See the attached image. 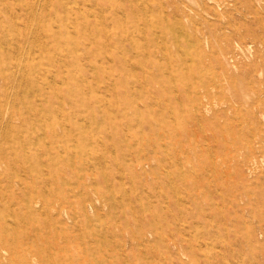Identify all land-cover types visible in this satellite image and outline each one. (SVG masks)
<instances>
[{
	"label": "rangeland",
	"instance_id": "374dc122",
	"mask_svg": "<svg viewBox=\"0 0 264 264\" xmlns=\"http://www.w3.org/2000/svg\"><path fill=\"white\" fill-rule=\"evenodd\" d=\"M131 1L0 0V264H264V0Z\"/></svg>",
	"mask_w": 264,
	"mask_h": 264
},
{
	"label": "bare ground",
	"instance_id": "6f19581e",
	"mask_svg": "<svg viewBox=\"0 0 264 264\" xmlns=\"http://www.w3.org/2000/svg\"><path fill=\"white\" fill-rule=\"evenodd\" d=\"M40 1V0H39ZM71 2H72V0H71ZM80 2V1H79ZM70 3V2H69ZM68 3V4H69ZM74 3V2H73ZM36 4H37V2H36ZM59 4V6L63 9V10H65L67 7H65V5H63V2H60V3H58ZM133 4L134 3H132V1L130 0V6H133ZM151 4V3H150ZM67 5V4H66ZM76 5V4H75ZM90 5V4H89ZM20 6V5H19ZM38 7H39V4L37 5ZM151 6V5H150ZM149 6V7H150ZM27 7V6H26ZM79 7V6H78ZM143 7V6H142ZM44 8V7H43ZM71 8H73V6L71 7ZM80 8V7H79ZM21 9V8H20ZM90 9V8H89ZM66 12H70V13H75L76 11H72V10H70L69 8H67L66 10H65ZM29 14V13H28ZM34 14V13H33ZM39 15V14H38ZM3 16V15H2ZM74 16V15H73ZM16 17V16H15ZM29 17V16H28ZM42 17V16H41ZM52 17H54V16H52ZM65 17V16H64ZM13 18V17H12ZM35 19V18H34ZM16 20H17V18H16ZM33 20V19H32ZM55 20V19H54ZM66 21H68V20H66ZM34 22H35V20H34ZM39 22V21H38ZM57 22H59V21H57ZM71 22V21H70ZM20 23V22H19ZM18 23V24H19ZM72 23V22H71ZM1 24H2V22H1ZM57 25H58V23H56ZM64 24V23H63ZM73 24V23H72ZM38 25V24H37ZM42 25V24H41ZM5 26V25H4ZM75 26V25H74ZM96 26H97V24H96ZM102 26V25H101ZM6 27V26H5ZM31 27H33V25H31ZM80 28V30H81V34H80V36H82V37H84V38H87V40H89V41H96V42H102L100 39H102V28L100 27V26H98V30H99V38L98 39H96L95 38V36L93 35V34H89V36H88V34H87V30H91L93 27H95L94 26V24H91V23H89V22H87V23H81V24H78L77 25V28ZM160 27H162L163 29H166V27L164 26V25H160ZM153 28L154 29H156L155 28V26L154 25H148L147 26V30H149L148 32L149 33H154V30H153ZM6 29V28H5ZM30 30H32L31 28H30ZM103 30H104V28H103ZM45 31H47V29H45ZM64 31H65V29H64ZM67 31V30H66ZM65 31V32H66ZM72 31V30H71ZM105 31V35H107V36H104V38L105 39H109L110 38V36H108V33L106 32L107 30H104ZM20 32V31H19ZM74 32V31H73ZM160 32V31H159ZM30 33H31V31H30ZM75 33V32H74ZM7 34H8V31H7ZM10 35V34H9ZM8 35V36H9ZM30 35V34H29ZM66 35V34H65ZM152 35V34H151ZM11 36V35H10ZM14 36V35H13ZM43 35H41V37H42ZM51 37H53V39H57V36H55L54 37V34L53 35H50ZM8 38V37H7ZM11 38V37H10ZM15 38V37H14ZM39 38V37H38ZM43 38V37H42ZM129 38V37H128ZM3 39V38H2ZM26 39V38H25ZM39 39H41V38H39ZM123 39H125V38H123ZM37 40V39H36ZM43 40V39H42ZM104 40V39H103ZM8 41V40H7ZM6 41V42H7ZM16 41V40H15ZM68 41V40H67ZM2 43H4L3 41H1ZM10 42V41H9ZM8 42V43H9ZM71 42V41H70ZM104 42V41H103ZM39 43V42H38ZM72 43H73V41H72ZM6 44V43H5ZM20 44V43H19ZM90 44V43H89ZM146 44V43H145ZM26 45H27V43H26ZM30 45V44H29ZM29 45H27L28 47H29ZM57 46H59V43L58 44H56ZM65 46V45H64ZM164 46V45H163ZM18 43H12L11 45H10V49H12V50H10L11 51V53H7V54H3V50L0 48V78L5 82V83H8L9 81H15L16 79H18L17 77H16V75H17V73H16V69L17 70H19V71H21V70H23V69H25L27 72H28V75L29 74H34V72H36L37 74H46L45 72H44V70L46 69V68H43L40 64H41V62L40 61H36L37 60V57L40 55V53L42 52V50H47V48H44L43 46H41L40 47V49H39V52L38 53H32L31 54V56H29V54H28V56H29V58L30 59H33L32 60V62H31V64L30 65H28L27 64V62H26V65H24V63H20L19 62V60H16V61H13V60H15L14 59V57L12 56V53H15V51H17V49H18ZM31 47V46H30ZM35 48V47H34ZM66 48V47H65ZM27 49V48H26ZM38 49V48H37ZM36 49V50H37ZM182 49V48H181ZM68 50V49H67ZM183 50H184V48H183ZM38 51V50H37ZM156 51V50H155ZM181 51V50H180ZM185 51V50H184ZM33 52V51H32ZM74 51L73 50H70L69 51V53L70 54H72ZM157 52V51H156ZM2 53V54H1ZM57 53V52H56ZM184 53V52H183ZM107 54V53H106ZM57 55V54H56ZM88 55V54H87ZM108 55V54H107ZM24 56V55H23ZM112 56V55H111ZM158 57V56H157ZM23 58V57H22ZM132 59V58H131ZM21 62H22V60H20ZM100 61V60H99ZM161 62V61H160ZM162 63V62H161ZM133 64V63H132ZM135 65V64H134ZM134 65H133V67H134ZM63 66V65H62ZM94 67H95V65H93ZM139 66V65H138ZM137 66V67H138ZM16 68L15 69V71H13L11 68ZM93 68V67H92ZM96 68V67H95ZM94 68V69H95ZM75 69V68H74ZM73 69V70H74ZM77 69H78V67H77ZM24 70V71H25ZM72 70V71H73ZM97 71V70H96ZM170 71V70H169ZM21 72H23V71H21ZM19 73V72H18ZM97 73H98V71H97ZM23 74V73H22ZM82 74V73H81ZM99 74V73H98ZM97 74V75H98ZM193 74H194V72H193ZM52 76V75H51ZM85 77V76H84ZM22 78H23V75H22ZM172 80H174V79H172ZM84 81V80H83ZM87 81V80H86ZM16 83V82H15ZM19 83V82H18ZM15 85V84H14ZM176 86V85H175ZM14 88V87H13ZM1 89V88H0ZM31 89V88H30ZM22 92V91H21ZM21 95V94H20ZM7 96V95H6ZM29 96H30V94L28 95V98H29ZM22 99V98H21ZM164 99V98H163ZM108 100V99H107ZM11 101V100H10ZM22 101V100H21ZM164 101V100H163ZM29 105H30V108L34 111V110H36V108L33 106L35 103L33 102V100L31 99V98H29L27 101H26ZM9 103V102H8ZM23 103V102H22ZM8 106V105H7ZM98 107H99V105H98ZM8 108V107H7ZM6 108V109H7ZM181 108H182V106H181ZM180 108V109H181ZM2 110V109H1ZM1 110H0V112H1ZM7 111V110H6ZM59 111V110H58ZM5 112V111H4ZM1 114V113H0ZM9 114V113H8ZM26 114V111H24L23 113H22V115H21V120L23 119V116ZM196 114V113H195ZM194 114V115H195ZM5 115V114H4ZM15 115V114H14ZM170 115V114H169ZM193 115V114H192ZM192 116V118H194L195 116ZM16 116V115H15ZM185 116V115H184ZM171 117H173V116H171ZM186 117V116H185ZM196 117H198V115H196ZM16 118V117H15ZM50 118H51V120L53 119H55L56 120V117L53 115V114H51L50 115ZM83 118V117H82ZM1 119V118H0ZM9 119V118H8ZM191 119V118H190ZM6 120V119H5ZM4 120V121H5ZM60 120V119H59ZM186 120H187V118H186ZM197 120H198V118H197ZM86 121H88V120H86ZM113 121V120H112ZM156 121V120H155ZM48 122H50L49 120H47V119H43V122H42V126H45V127H47V128H39V129H34V127H31L32 129H33V131H34V134L35 133H38V135H39V132L41 131L42 133H43V137H41L40 135H39V137H41V138H39V140H43L42 142H46V139H49L48 140V142L49 143H52V145H51V147H48V149L47 148H45L44 147V144L43 143H41V147L45 150V154L47 155V157L49 158V160H50V162H51V164H55V163H57V161H61L62 160V157H63V155L61 154V152H63V151H65L66 149H65V146H63L62 144H60V143H57L58 142V140L59 139H65V138H67L68 137V135H69V133H70V131L69 132H67L66 130H63L62 132H58V131H54V129L51 131L52 133H51V135L50 136H48V132H49V127H53L54 125L53 124H50V123H48ZM185 122V121H184ZM190 122V121H189ZM188 122V123H189ZM2 124V123H1ZM159 124V123H158ZM156 125V124H155ZM12 126H14V125H11L10 124V127L9 128H11ZM3 127H4V124H3ZM16 127V128H15ZM14 130H18V132L16 133V135H15V137H13L11 134H6L7 135V138L9 137V139L11 138V140L12 141H15L16 142V140H17V142L19 143V145L20 146H23L24 144H26L27 143V141L26 142H22L23 140L22 139H20L21 138V132L23 133V132H25V134L28 136V132L29 133H31V131H29L27 128H24L23 126H17V124L14 126ZM90 129V128H89ZM107 129V128H106ZM1 130V129H0ZM158 131V130H157ZM6 132H8V131H6ZM90 132V131H89ZM92 132V131H91ZM107 132V131H106ZM96 135V134H95ZM17 136H20L19 138H17L16 139V137ZM161 136V135H160ZM29 137V136H28ZM38 138V137H37ZM8 139V140H9ZM19 139V140H18ZM92 139V138H91ZM90 140V139H89ZM102 142V141H101ZM194 142V141H193ZM28 143L31 145V146H33V145H35V141L32 139V138H30L29 137V141H28ZM154 143V142H153ZM56 144V145H55ZM113 144V143H112ZM164 144V143H163ZM39 146V147H40ZM166 147V146H165ZM168 147V146H167ZM57 148V149H56ZM53 149H56L55 151H52ZM73 149V148H72ZM114 149V148H113ZM75 150V149H74ZM3 149H0V153H3ZM88 151H89V149H88ZM90 152V151H89ZM195 152V151H194ZM73 153V152H72ZM175 153V152H174ZM201 153V152H200ZM170 154V153H169ZM73 155V154H72ZM71 155V156H72ZM79 157V156H78ZM83 157V156H82ZM86 157V156H85ZM96 157V156H95ZM39 158V157H38ZM92 159V158H91ZM186 159H187V157H186ZM247 159V158H246ZM64 160L66 161V158H64ZM77 160V159H76ZM197 160H198V158H197ZM79 161H80V159H79ZM85 161V160H84ZM0 162H2L1 161V157H0ZM4 162V161H3ZM68 162V161H67ZM91 162V161H90ZM139 162L140 163H143V159H139ZM81 163V162H80ZM85 163V162H84ZM117 163V162H116ZM40 164H41V161H40V158H39V160L38 159H36V160H34L33 162H31V166H30V168H31V170H35V171H38V169H40ZM65 164H66V162H65ZM174 164V163H173ZM180 164V163H179ZM199 165V164H198ZM182 166V164H180L179 165V167H181ZM188 166V165H187ZM210 166V165H209ZM5 167V166H4ZM82 167V166H81ZM192 167V166H191ZM187 168H189V167H187ZM192 169V168H191ZM191 169H189V170H191ZM166 170V169H165ZM252 170V169H251ZM188 171V170H187ZM180 172V171H179ZM189 172V171H188ZM231 174V173H230ZM172 175H173V173H172ZM182 175V174H181ZM171 176V175H170ZM188 176H190V175H188ZM172 177V176H171ZM184 178V177H183ZM91 183V182H90ZM89 183V184H90ZM176 185H177V183H176ZM35 189V188H34ZM193 189H196V188H193ZM164 190V189H163ZM178 190V189H177ZM204 195V194H203ZM40 196V195H39ZM129 197V196H128ZM115 199V198H114ZM179 199V198H178ZM7 202V201H6ZM34 202H38V201H34V200H31L30 199V201H25L24 203H25V205H31L32 203H34ZM40 203V202H39ZM58 203V202H57ZM41 205V204H40ZM136 205V204H135ZM1 206V205H0ZM23 208V207H22ZM169 209V208H168ZM115 210V209H114ZM170 210V209H169ZM8 211V208H3V207H0V231H4L5 233H7V231H8V229L10 228V225H9V222H7L8 224H6V222H4V213L5 212H7ZM32 211H34L35 212V210L33 209V207H32ZM22 213V212H21ZM155 213V212H154ZM182 214V213H181ZM12 217V216H11ZM12 221V220H11ZM15 221V220H14ZM99 221V220H98ZM10 223H12V222H10ZM96 223H98L97 221H96ZM99 223H100V221H99ZM208 225V224H207ZM12 226V225H11ZM101 226V225H100ZM12 228V227H11ZM14 232V231H13ZM12 234V233H11ZM166 236V235H165ZM12 237V236H11ZM167 237V236H166ZM0 242H1V245L3 246V244L4 243H7L8 242V244H9V242L11 243V245H12V247L13 248H15V245H17L18 243H17V239L15 238V237H13V238H11L10 240H8L7 239V237L6 238H4V240H2V238H1V240H0ZM2 242H4V243H2ZM26 242V241H25ZM147 242V241H146ZM151 245V244H150ZM102 247V246H101ZM148 248V247H147ZM26 250V249H25ZM37 250V249H36ZM4 251H6V250H4ZM15 251V250H14ZM18 251V250H17ZM17 251H16V253H17ZM1 252V251H0ZM160 252H161V250H160ZM94 253V252H93ZM79 255V254H78ZM155 256V255H154ZM23 257V256H22ZM23 259H25L26 260V263L27 264H29V260L27 259V258H24L23 257ZM43 259V258H42ZM63 259H64V257L63 258H58V260H57V262H58V264H62V261H63ZM44 260V259H43ZM77 263H79L78 261H77Z\"/></svg>",
	"mask_w": 264,
	"mask_h": 264
}]
</instances>
